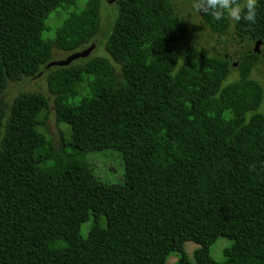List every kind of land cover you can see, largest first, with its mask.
Masks as SVG:
<instances>
[{
    "label": "trees",
    "instance_id": "obj_1",
    "mask_svg": "<svg viewBox=\"0 0 264 264\" xmlns=\"http://www.w3.org/2000/svg\"><path fill=\"white\" fill-rule=\"evenodd\" d=\"M83 1L0 0V92L44 73L55 120L71 131L56 147L36 129L42 93L0 101V264H165L172 252L174 264H264L260 54L240 52L224 84L226 57L179 51L189 29L173 0H113L104 49L116 66L86 57L45 68L53 49L93 43L102 0ZM52 12L65 16L50 33ZM199 13L213 34L264 42V0L255 23ZM104 148L121 153L122 184L89 166L86 154ZM219 236L231 241L221 261L209 252ZM187 240L198 245L193 261Z\"/></svg>",
    "mask_w": 264,
    "mask_h": 264
},
{
    "label": "rangeland",
    "instance_id": "obj_2",
    "mask_svg": "<svg viewBox=\"0 0 264 264\" xmlns=\"http://www.w3.org/2000/svg\"><path fill=\"white\" fill-rule=\"evenodd\" d=\"M173 2L175 3L178 15L184 20L189 29L187 38L177 44L180 52L188 45H195L210 55L226 57L231 63V71L224 81V84H226L237 78L236 62L239 53L247 49H256L260 54L261 61H259L257 66L253 69L252 77L260 83H263L261 71L264 66V43H250L249 41L236 38L231 33L223 36L213 34L202 22L200 13L192 8L193 0H173ZM78 3L79 8L84 6L83 0H78ZM115 15V4L113 2L110 3L109 0H102L100 3V28L98 34L94 37V47L88 56L106 58L114 66H116V64L113 63L104 49V42L106 35L110 31L111 23ZM64 16L65 13L63 12L50 13L46 20V25L50 28V33L59 25ZM232 21L233 20H231V22ZM68 55L69 54L65 52L53 49L51 60H62ZM19 92H39L48 98V108L43 109L37 116L39 125L36 129L43 133L52 145L58 146L60 136L65 140H70V126L64 122L57 123L55 120V115L51 107L52 96L47 92L44 73H40L35 77L8 82L4 90L0 92V101L7 105ZM86 160L95 176L101 181L112 184H122L124 182V162L121 153L117 150L104 148L90 151L86 154ZM254 184L264 187V166H262L258 172ZM100 223L105 225V218L103 216L100 217ZM91 225L92 217L81 224L79 232L83 237L87 235ZM230 245L231 241L228 238L224 236L217 237L210 246V256L217 261H221L224 249ZM197 247L198 245L193 241L187 240L184 242L183 248L189 260H194V250ZM178 256L179 254L177 252L170 253L166 258L165 264H174Z\"/></svg>",
    "mask_w": 264,
    "mask_h": 264
},
{
    "label": "clouds",
    "instance_id": "obj_3",
    "mask_svg": "<svg viewBox=\"0 0 264 264\" xmlns=\"http://www.w3.org/2000/svg\"><path fill=\"white\" fill-rule=\"evenodd\" d=\"M192 8L211 14L216 20L227 15L233 21L243 19L255 23L257 0H193Z\"/></svg>",
    "mask_w": 264,
    "mask_h": 264
},
{
    "label": "water",
    "instance_id": "obj_4",
    "mask_svg": "<svg viewBox=\"0 0 264 264\" xmlns=\"http://www.w3.org/2000/svg\"><path fill=\"white\" fill-rule=\"evenodd\" d=\"M113 0H109V2L111 3ZM262 42V41H259ZM255 43H257V41H255ZM264 43V42H262ZM94 47V43H91L88 47L79 50V51H75L71 54H69L66 58L62 59V60H58V61H50L45 68H49L51 66H67L69 65L72 61L78 59V58H86L89 56L91 50ZM256 51V49H254Z\"/></svg>",
    "mask_w": 264,
    "mask_h": 264
},
{
    "label": "flooded vegetation",
    "instance_id": "obj_5",
    "mask_svg": "<svg viewBox=\"0 0 264 264\" xmlns=\"http://www.w3.org/2000/svg\"><path fill=\"white\" fill-rule=\"evenodd\" d=\"M264 56V55H263Z\"/></svg>",
    "mask_w": 264,
    "mask_h": 264
}]
</instances>
